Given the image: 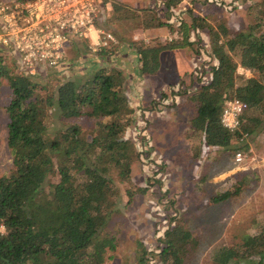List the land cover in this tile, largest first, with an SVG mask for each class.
Listing matches in <instances>:
<instances>
[{"label": "trees", "instance_id": "1", "mask_svg": "<svg viewBox=\"0 0 264 264\" xmlns=\"http://www.w3.org/2000/svg\"><path fill=\"white\" fill-rule=\"evenodd\" d=\"M110 2L104 0L105 6ZM180 4L181 0L167 1L169 8ZM111 7L118 22L137 19L144 30L167 27L176 35L172 41L131 43L141 78L159 73L164 52L195 48L191 31L208 32L211 80L184 93L196 109L192 134H201L206 147L231 151L234 156L248 150V139L264 129V0L251 6V23L239 33L204 18L176 27L153 8L134 9L115 1ZM196 53L200 55L201 48ZM115 54L111 48L94 57L108 62ZM15 59L0 46V90L5 83L11 90L6 142L12 162V171L0 176V264H109L108 253L116 251L117 244L102 233L116 210L120 186L130 184L141 156L126 138L135 110L124 75L111 65L94 66L86 75L51 85L45 76L23 71ZM240 68L252 76L239 74ZM234 99L249 108L241 117L240 129L232 133L221 117L225 102ZM51 116L62 123L92 118L95 127L90 138L77 123L62 126L50 137ZM54 176L59 179L47 192L45 186ZM147 192L148 188L139 190ZM127 195L131 203L130 188ZM164 244L160 261L184 264L198 242L177 226L165 234ZM212 264H264V225L245 235L241 243L215 249Z\"/></svg>", "mask_w": 264, "mask_h": 264}, {"label": "rangeland", "instance_id": "2", "mask_svg": "<svg viewBox=\"0 0 264 264\" xmlns=\"http://www.w3.org/2000/svg\"><path fill=\"white\" fill-rule=\"evenodd\" d=\"M167 1L129 0L126 5L134 9L153 8L176 27L181 22L189 26L194 18H206L215 26L224 23L231 32L239 33L251 23V6L261 0H193L171 9ZM110 15L108 27L113 29L117 41L119 37L127 40L142 36L144 29L137 19L118 22L112 11ZM159 31L161 36L170 35L167 27ZM157 33L155 30L154 34ZM189 35L195 48L182 49L186 52L184 65L190 59L193 61L189 72L182 79L171 80V87L166 93H160L152 106L138 109L132 119L137 124L141 122V127L133 121L127 130L126 138L135 143L141 156L133 166L130 184L120 186L116 210L102 233V237L114 238L117 244L116 251L108 253L109 264H168L160 261L159 254L166 246L165 234L177 226L189 231L198 242L190 247L184 264H212L215 249L241 243L245 235L264 225V129L248 139L249 149L241 151L245 157L242 164L236 163L231 151L206 147L201 134H192L190 126L196 109L184 93L210 82L212 62L208 54V32L196 30ZM116 43L112 46L114 52ZM87 47L91 52L89 44ZM198 48H201L200 55L196 53ZM65 53L66 60L70 56L75 59L72 63L82 65L76 45L68 43ZM177 59L182 60L173 58ZM171 60L169 57L167 61ZM66 67L69 65L62 68ZM175 71L179 72L177 68ZM246 71L249 70L240 68L238 73L251 77V71ZM173 72L174 69L171 76H177ZM35 76H45L46 83L51 85L69 79V74L57 68H45ZM191 78L194 79L191 81ZM10 95L11 90L5 83L0 90V176L12 171L6 142V108ZM75 123L88 137L95 127L92 118L62 123L51 116L49 136L53 137L62 126ZM58 179V176L49 179L45 186L47 192ZM129 188L134 193L131 203L127 195ZM144 188L148 192L139 193ZM144 255L146 259L141 261Z\"/></svg>", "mask_w": 264, "mask_h": 264}, {"label": "built area", "instance_id": "3", "mask_svg": "<svg viewBox=\"0 0 264 264\" xmlns=\"http://www.w3.org/2000/svg\"><path fill=\"white\" fill-rule=\"evenodd\" d=\"M191 1L181 0L178 7ZM104 5V0H0V46L16 52L21 69L31 75L65 62L71 37L88 41L93 53L111 49L117 40L100 24ZM248 108L237 99L226 101L222 125L235 133ZM244 160L242 152L235 155L237 164Z\"/></svg>", "mask_w": 264, "mask_h": 264}, {"label": "crops", "instance_id": "4", "mask_svg": "<svg viewBox=\"0 0 264 264\" xmlns=\"http://www.w3.org/2000/svg\"><path fill=\"white\" fill-rule=\"evenodd\" d=\"M112 1L119 2L117 0H111V2ZM128 1L129 0L127 1L120 0V3L128 4ZM111 2L106 6L104 5V7H102V9L100 10L102 16L100 18V24L106 31L113 32L112 31L113 29L108 27V18L111 17L110 14L112 11ZM204 19L207 20L206 18ZM155 30H157L158 32L157 34H154ZM133 37L134 38L131 39L129 37L127 40H124L119 37L115 47L116 54L113 55L112 58L108 60V62H105L102 59H96L94 57L96 53L92 54V52L88 50L87 47L89 44L88 41L71 37L70 42L76 45L78 50L81 52V57L83 59L82 65L78 67L75 63H72V61L75 59L69 56L67 57L68 60H66L56 68L58 70L60 69L64 71V73L67 75L69 74L68 78L71 79H74L77 76L79 77L81 75H86L90 73L93 70L94 66L106 67L111 65L112 67L118 69L124 75L126 94L130 99V106L132 109L135 110V114H136V112L140 111L141 109L144 110L145 109L144 107H147L149 105L152 106L153 105L152 102L154 103L156 101V98L159 96L160 93L162 92L166 93L167 92L166 89L171 87V80H173L176 77L178 79L179 78L182 79L183 75L189 72L191 68V64H193V61L190 59L184 65L183 53L186 52L182 49L164 52L161 56V68L159 73L156 76H146L144 78H141L138 72L139 69L138 56L136 55L134 49L131 47V43L137 39H141V37H143L142 39H144L146 42L156 38H160L164 42L167 41V39H169L170 37H176V35H172L170 33L168 37H165V36H161L159 29H149L146 31L143 30L142 36L140 35V38L139 36H133ZM12 54L13 56H15L16 58L15 60L19 63V58H20L19 55L14 51H12ZM169 57L172 60L173 58H182V60L177 59V60H173V62L171 60V62L169 63L167 61ZM67 65H69V68L67 67L65 69L62 68ZM169 66L172 67L170 68ZM176 68L179 70V72L175 71ZM172 69H174L175 72V74L174 72L173 74L177 76H171ZM193 79L194 78H191L189 80L192 81ZM132 120L135 122V118H133ZM135 123L136 126L141 127L140 124L141 122L137 124L136 121Z\"/></svg>", "mask_w": 264, "mask_h": 264}]
</instances>
